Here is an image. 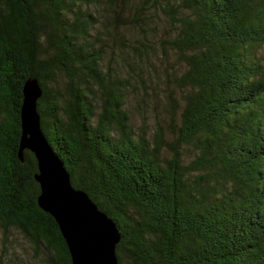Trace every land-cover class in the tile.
Wrapping results in <instances>:
<instances>
[{
  "label": "trees",
  "instance_id": "obj_1",
  "mask_svg": "<svg viewBox=\"0 0 264 264\" xmlns=\"http://www.w3.org/2000/svg\"><path fill=\"white\" fill-rule=\"evenodd\" d=\"M29 77L73 185L121 231L120 264H264V0H0V232L72 264L19 155ZM150 102L151 136L132 115Z\"/></svg>",
  "mask_w": 264,
  "mask_h": 264
},
{
  "label": "water",
  "instance_id": "obj_2",
  "mask_svg": "<svg viewBox=\"0 0 264 264\" xmlns=\"http://www.w3.org/2000/svg\"><path fill=\"white\" fill-rule=\"evenodd\" d=\"M42 94L40 80L29 77L23 88L19 155L24 161V150L29 149L37 158L35 178L41 186L38 203L56 219L72 264H120L117 246L121 231L88 192L73 185L70 171L42 128L38 110Z\"/></svg>",
  "mask_w": 264,
  "mask_h": 264
},
{
  "label": "rangeland",
  "instance_id": "obj_3",
  "mask_svg": "<svg viewBox=\"0 0 264 264\" xmlns=\"http://www.w3.org/2000/svg\"><path fill=\"white\" fill-rule=\"evenodd\" d=\"M135 99L134 97L129 98V106L132 109L133 103ZM161 102L162 99H159ZM164 102V101H163ZM165 107L160 106L158 110H156V114L158 115L161 112V118L164 120L163 129L165 133V138L167 142L174 140V135L171 132L170 127L166 123L164 116L166 114ZM153 109V103L150 102L147 110L144 112L138 111L134 109V113H132L134 120H135V129L138 132L142 131V127L145 130H148L149 135H153L156 132L157 127L153 122L154 112L151 110ZM141 113L147 116L148 125H144L143 118ZM160 114V113H159ZM166 155L170 153L168 146H164ZM5 235L0 232V261L2 260L3 264H48L49 256L52 251L47 248L44 244H41V247L37 248L36 244L32 242L30 239L26 238L22 232H20L17 228H12L9 231L7 241L4 240Z\"/></svg>",
  "mask_w": 264,
  "mask_h": 264
}]
</instances>
